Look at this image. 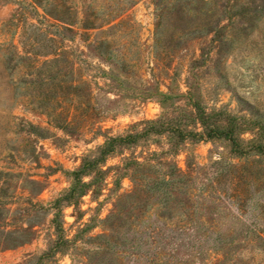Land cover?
I'll return each instance as SVG.
<instances>
[{
	"label": "rangeland",
	"instance_id": "rangeland-1",
	"mask_svg": "<svg viewBox=\"0 0 264 264\" xmlns=\"http://www.w3.org/2000/svg\"><path fill=\"white\" fill-rule=\"evenodd\" d=\"M198 6L217 11L216 34L179 37ZM188 92L246 123L242 139L264 130V0H0V254L9 264H264V160L189 135L202 130ZM147 121L159 123L117 147L103 182L55 208L106 138L144 132ZM148 157L163 163L156 175L176 174L165 208L143 183L134 192L123 170ZM219 159L235 169L220 174Z\"/></svg>",
	"mask_w": 264,
	"mask_h": 264
},
{
	"label": "trees",
	"instance_id": "trees-1",
	"mask_svg": "<svg viewBox=\"0 0 264 264\" xmlns=\"http://www.w3.org/2000/svg\"><path fill=\"white\" fill-rule=\"evenodd\" d=\"M189 10V12L192 13V17L194 18V23L187 25L181 31L179 37L187 36L195 38L202 35L216 34L219 24L218 20H216L217 11L210 10L204 12L199 6ZM188 96H190L188 105L191 108V111L188 112V115L191 119V124L195 126L200 125L202 130L199 136L192 132H188L189 135H193L194 137H199L200 139L205 140H226L230 146L231 155H233V157L236 159L257 158L264 160L263 129L254 127L253 130L250 131V133L253 135L252 138L249 140H244L241 138V136L246 133L247 130H249L246 123H233V119L230 118V115H224L219 111L216 113L213 111L209 112L200 104L199 101H195L191 98V92H188ZM221 121L223 123H221ZM157 123H159V121H147L146 125L150 127L144 132L130 133L123 137L106 138L104 144L97 149L95 155L90 157V159H85L78 171L74 173V182L66 191L65 195L55 201V208H58V205L62 202L71 204L72 199L75 197H82L86 192H88L93 183L99 182L100 184L103 182L105 172L101 169V165L105 163L108 157L117 153V147L124 148L129 144L136 143L142 137L149 136L150 133L153 132L151 131L153 130L152 128ZM161 132L162 131H159V134ZM177 134L179 141L185 140L186 135H184L182 132H178ZM154 156H156V154L152 153V157ZM222 161V159H219L214 162V164L218 166V172H220V174H229L231 172L230 169H235L233 164ZM162 165L163 163H160V161L155 162V160H152L150 157H148L144 163H139L137 160L127 161L123 165V170L125 171V175L128 174L130 179H132V181L136 184L134 192L145 189L148 194H156L158 205L165 208L167 203L171 201V190L176 187L175 184L178 180L175 178V173L171 175H156L155 167L157 168V166L160 167ZM224 167H228L229 170L224 169ZM174 169L178 175H180V177L185 176V174L180 172L176 166ZM92 172H94V175H96L95 180L88 184L82 183V177L89 175ZM141 183L144 185L143 189H141Z\"/></svg>",
	"mask_w": 264,
	"mask_h": 264
},
{
	"label": "crops",
	"instance_id": "crops-1",
	"mask_svg": "<svg viewBox=\"0 0 264 264\" xmlns=\"http://www.w3.org/2000/svg\"><path fill=\"white\" fill-rule=\"evenodd\" d=\"M0 264H9L6 253L0 254Z\"/></svg>",
	"mask_w": 264,
	"mask_h": 264
}]
</instances>
